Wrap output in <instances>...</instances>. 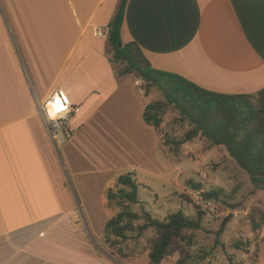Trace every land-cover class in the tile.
I'll return each mask as SVG.
<instances>
[{
  "label": "crops",
  "instance_id": "1",
  "mask_svg": "<svg viewBox=\"0 0 264 264\" xmlns=\"http://www.w3.org/2000/svg\"><path fill=\"white\" fill-rule=\"evenodd\" d=\"M120 1L0 0V264H123L100 245L107 192L121 151L161 135L144 119L154 88L109 53ZM122 39L209 90L264 88V0H129ZM56 91L75 107L61 145L40 111Z\"/></svg>",
  "mask_w": 264,
  "mask_h": 264
},
{
  "label": "rangeland",
  "instance_id": "2",
  "mask_svg": "<svg viewBox=\"0 0 264 264\" xmlns=\"http://www.w3.org/2000/svg\"><path fill=\"white\" fill-rule=\"evenodd\" d=\"M109 53L113 57L110 46ZM126 65L115 62L119 70ZM126 77L132 81L136 79L145 89L144 80L136 73ZM151 92L150 99L162 97L159 89L154 88ZM179 117L178 111L170 109L164 115L162 133L171 138L182 137L190 124ZM69 124L72 126L71 116ZM160 138L155 147L150 141H144L142 146H131L118 155L128 167L121 172H133L138 179L140 204L114 199L109 205L112 209L107 207L105 212L107 219L124 207L136 209L141 217L136 224L144 222V209L161 219L172 212L196 215L201 210L204 228L188 232L196 236L197 246L186 264H264V226L254 230L249 220L253 209H264V190L254 188L249 174L224 149L201 138L178 147L172 143L163 145ZM62 151L60 147V153ZM214 188H222L227 194H233V198L204 200L202 192ZM102 229L100 245L113 257L123 264H130L132 260L136 264H150L148 251L154 229H146L141 237L134 231L127 240L107 236L104 226ZM239 240L244 243L241 249L234 246ZM180 257L181 253L175 252L161 264H175Z\"/></svg>",
  "mask_w": 264,
  "mask_h": 264
},
{
  "label": "trees",
  "instance_id": "3",
  "mask_svg": "<svg viewBox=\"0 0 264 264\" xmlns=\"http://www.w3.org/2000/svg\"><path fill=\"white\" fill-rule=\"evenodd\" d=\"M128 2L120 1L108 25V44L113 50V61L127 64L123 69H117L120 76L136 73L144 80L147 92L156 88L162 93L160 99L145 106L146 123L158 131L163 145L172 143L178 147L201 138L214 147L224 149L249 174L254 188L264 190V88L256 93L217 92L175 72L154 68L136 41L123 42L122 29ZM170 109L178 111L179 119L190 124L178 139L162 133L164 115ZM134 175L128 172L118 177V188H109L107 192L109 205L114 199L140 204L139 182ZM202 196L206 201L233 198V194H227L222 188L203 191ZM143 218L142 224H136V220L141 219L136 209L124 207L106 220L104 233L127 240L134 231H137V237H141L146 229H154L148 251L150 264H161L178 251L181 257L175 264H186L192 258L197 239L188 232L204 228L201 210L196 215L184 211L172 212L161 219L144 209ZM249 220L254 230L264 226V209H253ZM243 245L242 240L234 243L238 249ZM200 255L204 257L202 253Z\"/></svg>",
  "mask_w": 264,
  "mask_h": 264
},
{
  "label": "built area",
  "instance_id": "4",
  "mask_svg": "<svg viewBox=\"0 0 264 264\" xmlns=\"http://www.w3.org/2000/svg\"><path fill=\"white\" fill-rule=\"evenodd\" d=\"M100 36L106 35V30H98ZM41 114L48 132L56 144H61L73 136V129L69 124L71 114L75 107L65 100L60 92H54L40 107Z\"/></svg>",
  "mask_w": 264,
  "mask_h": 264
}]
</instances>
